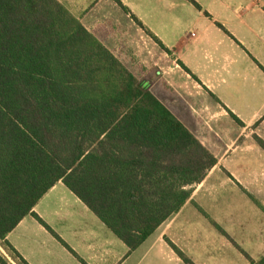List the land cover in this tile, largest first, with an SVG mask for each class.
Segmentation results:
<instances>
[{
	"label": "trees",
	"instance_id": "obj_1",
	"mask_svg": "<svg viewBox=\"0 0 264 264\" xmlns=\"http://www.w3.org/2000/svg\"><path fill=\"white\" fill-rule=\"evenodd\" d=\"M217 162L59 0H0V245L17 264L30 263L7 237L28 215L61 239L34 211L59 181L132 252Z\"/></svg>",
	"mask_w": 264,
	"mask_h": 264
},
{
	"label": "crops",
	"instance_id": "obj_2",
	"mask_svg": "<svg viewBox=\"0 0 264 264\" xmlns=\"http://www.w3.org/2000/svg\"><path fill=\"white\" fill-rule=\"evenodd\" d=\"M59 1L218 159L185 206L215 178L251 196L262 190L264 0H195L201 9L188 0H120L127 10L116 0ZM153 70L159 81L151 79ZM167 76L177 77L187 96L172 95V84L160 82ZM251 153L262 166L250 160L235 165L237 154ZM184 207L130 252L59 181L34 211L61 239L33 215L7 238L30 264H185L169 242L182 250L170 232ZM0 254L17 264L1 245Z\"/></svg>",
	"mask_w": 264,
	"mask_h": 264
},
{
	"label": "rangeland",
	"instance_id": "obj_3",
	"mask_svg": "<svg viewBox=\"0 0 264 264\" xmlns=\"http://www.w3.org/2000/svg\"><path fill=\"white\" fill-rule=\"evenodd\" d=\"M156 74L153 70L151 79L159 81ZM160 80L167 85L168 82L172 84L177 92L172 95L179 98L181 91L177 77L167 76ZM183 94L186 95L180 93V96ZM209 99L212 100L211 97ZM245 156L237 154L235 165L242 160H250L257 167L263 165L255 153ZM224 181L212 179L195 202L184 207L170 232L196 264H251L242 250L256 261L264 257V187L256 196H251L240 185ZM196 186L194 189L198 188Z\"/></svg>",
	"mask_w": 264,
	"mask_h": 264
}]
</instances>
